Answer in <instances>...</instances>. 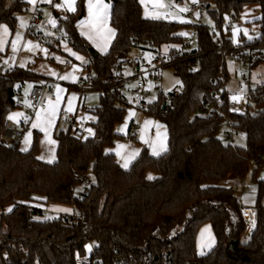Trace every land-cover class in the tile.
<instances>
[{
    "label": "trees",
    "instance_id": "obj_1",
    "mask_svg": "<svg viewBox=\"0 0 264 264\" xmlns=\"http://www.w3.org/2000/svg\"><path fill=\"white\" fill-rule=\"evenodd\" d=\"M198 1L212 18V26L146 18L140 0H112L110 24L115 37L109 50L98 54L76 26L86 11L85 0L77 1L75 12L57 18V35L50 43L59 48L63 39L82 54L97 73V82L112 77L117 53L129 56L139 40H151L159 48L170 46L168 66L179 75L181 92L168 95L165 115L161 91L146 111L167 127V150L156 156L145 146L127 169L107 149L116 137H125L116 127L129 103L100 90L99 104L93 109L96 120L91 122L94 135L82 140L72 137L68 129H55L56 160L49 163L38 159V131L27 152L2 142L5 122L14 110L12 91L23 83L19 78L41 74L15 67L0 76V208H12L0 214V264H77L76 258L87 253L90 241L99 264H119L118 255L130 260L147 254L155 261L166 254L171 264H264V179L257 178L264 154V81L251 87V102L243 112L231 111V92L226 87L229 71L224 56L214 50L210 34L213 29L224 38L225 17L240 16L246 5L256 4L260 7L258 29L250 32L264 43V0ZM27 4L0 0V25L13 29ZM184 25L196 31L197 47L192 50L185 49L186 36L178 33ZM238 40L250 39L240 34ZM178 44L179 48L172 46ZM212 104L216 109L211 114L199 112ZM226 118L237 132L245 133V145L218 136ZM255 157H261L252 176L257 183L256 226L250 238L243 239L248 219L241 201L233 187L217 182L232 173L241 174ZM78 171L94 175L82 197L73 187ZM149 175L154 178L148 179ZM38 203L74 205L84 211V217L77 223L46 218ZM206 223L211 225L215 244L200 255L197 235ZM233 240L237 242L230 249Z\"/></svg>",
    "mask_w": 264,
    "mask_h": 264
},
{
    "label": "built area",
    "instance_id": "obj_2",
    "mask_svg": "<svg viewBox=\"0 0 264 264\" xmlns=\"http://www.w3.org/2000/svg\"><path fill=\"white\" fill-rule=\"evenodd\" d=\"M188 11L181 12L175 6L167 8L160 14V17L167 20H173L175 13H180L182 16H191L197 10H203L204 4L201 2L192 3V0L186 3ZM150 13L158 14L157 8L153 6L147 7ZM224 38L219 37L217 33L210 29V34L214 38V50L220 52L225 61L227 58L231 60H237L242 69L241 73V85L244 87L245 91L240 95V99L234 101L232 98L229 101V108L231 111L243 112L251 102L250 89L256 86L258 83L253 84L251 81L253 69L260 64L264 63V43H261L258 35H253L249 42L238 40L233 38V33L236 29H242L243 23L240 20L239 15L235 13H229L224 20ZM28 32L34 35L38 40L45 42L47 37L50 35H57L56 27L47 24L43 19L41 11L36 10L31 14V19L28 24ZM188 36L185 37L184 44H187L191 38L196 36V31L193 27L188 28ZM63 37V32L60 33ZM230 44H225L228 41ZM138 48L142 50L141 56H127L123 52H119L116 55L115 60V70L114 75L110 78L102 79V82H97V73L89 67V64L85 65V75L79 79V81L74 84L83 93L88 89L97 90H107L109 97L115 99L120 97L123 102L129 103L131 106L147 111L152 102L148 98L151 95V89L148 86L149 81H152L153 86L158 88V81L161 79V71L164 67L168 66L172 59L167 53V50L159 48L151 40H139L137 41ZM175 46V45H172ZM146 50L153 51L150 59L143 57V53ZM38 59H44L46 61L53 60L51 58H45L42 53L38 54ZM65 63H62L64 67H71L72 60L70 58H65ZM260 62L259 65L256 64ZM0 76H5V73L0 72ZM20 81H30L31 85L27 91L23 90L22 87L12 91L13 106L14 110L24 115L18 118V123L13 122L7 118L5 122V129L2 137V142L7 147L11 149H18L24 140L25 133L31 127L32 116L46 108V103L44 102L45 91L50 90L52 93L50 97L55 99V94L53 93V87L60 84L62 81L55 79L50 76H31L23 75L19 78ZM260 83V82H259ZM182 89V88H181ZM178 87L174 88L170 93H164L161 89L159 91L163 92L165 95L162 97L161 110L162 114H166L169 108V98L168 95L174 94L178 95L181 92ZM158 91V92H159ZM230 91V90H229ZM260 100L257 99L253 103H258ZM31 105L29 107L28 105ZM204 104H207L204 99ZM216 106L212 104L209 108L206 106L199 109L202 115H209L212 113ZM27 117V122L25 121ZM59 121L63 125L67 126L69 134L77 139L85 140L94 135L95 130L93 128L90 134L87 130L89 127L85 126L88 123L87 119H84L82 125H77L78 116L77 111L72 113L67 110H61L59 115ZM84 123V125H83ZM226 125L231 126V130H225L223 133V139L225 141L234 143L235 135L238 133L232 126L230 120L226 118ZM138 136V126L136 123L132 122L125 135L127 140L136 139ZM262 157V156H261ZM261 157L251 158L248 162L249 165H257ZM94 178L90 173H84L78 171L75 176L74 193L82 197L87 194L88 188L92 185ZM77 183L83 186L81 191L76 190ZM71 212H60L54 216L55 219H69L72 223H77L81 218L84 217V211L79 210L76 206H70ZM247 211H245L246 213ZM246 218L248 215H245ZM92 247L89 253L80 255L76 258L77 264H99L94 256L96 252V247L93 242H89ZM152 256L147 254L143 255L141 258L136 259H123L118 255L116 260L119 264H171L170 258L164 254L161 261L152 260ZM198 264V263H189Z\"/></svg>",
    "mask_w": 264,
    "mask_h": 264
},
{
    "label": "rangeland",
    "instance_id": "obj_3",
    "mask_svg": "<svg viewBox=\"0 0 264 264\" xmlns=\"http://www.w3.org/2000/svg\"><path fill=\"white\" fill-rule=\"evenodd\" d=\"M11 1V0H9ZM150 3H163L165 5H174L178 10L180 8L185 7L186 3H188L191 0H147ZM56 2V1H54ZM53 3V1H52ZM51 3V4H52ZM51 4H44L43 3H37L36 9L40 10L42 12V17L44 20L48 21V16L45 13H50L53 18H55L54 13H60L62 16H64L65 11L62 9H57L54 7V5ZM213 7V5L211 6ZM33 5H28L27 10L30 11L27 12L26 9L20 13H18V21L16 26L13 29H10L9 26H6L9 30V35L6 37L7 43L4 45V50L0 51V71L4 68H8L10 66H19L21 63H24V68L31 67L32 69H35L36 71L40 72V74H45L47 76L53 77L55 79H58L62 81L60 84L55 85L53 87V93L55 94V99H52L50 97V94L52 91L47 90L45 91L44 95V102L46 103V108L44 110H47L49 107V101L52 102L53 105L56 106L58 109L57 115L54 120V126L51 127L50 133H51V139L56 141L55 145L48 144L47 142L42 143V141H46V137L43 132H41L38 129H33L30 127V129L25 133V135L31 131V143L29 148L31 147V144L35 137V131H38V157L43 156L44 159H40L43 161H48L51 159V157L54 155L56 160V151H57V140L54 137V131L57 129V131L60 130H66L67 126L63 125L61 121H59V115L61 110H66L68 108V100L69 97H75L71 101V107L72 111L69 112H76L78 116L77 125H82V122L84 119H87L88 123L85 124V126L89 127L93 131V127L91 126V122H94L96 120V115L93 112V109L99 104V95L100 90L97 89H88L81 93V91L75 86L79 79L83 77L86 73L85 65L88 64V61L83 57L84 61H87V63H83L81 60L76 59V56H80L79 54H76L72 47L69 46V44L61 39V42L64 41V43H67V48L71 50V53H75L76 55H71L70 52L65 50V46L62 49H58L55 47V49H51L47 44L43 41L38 40L34 35L27 33V23L31 17V14L34 12L32 10ZM169 7H163L158 8L159 11H165ZM58 13V14H59ZM196 13H199V16L196 15ZM30 14V15H29ZM66 14V13H65ZM175 15H181L180 13H175ZM260 15V7L256 4H248L244 7L242 16L248 18L250 21L249 25L255 29L257 32L258 25L256 23V19ZM185 19L188 21H191L193 23H203L207 24L209 26H212L213 20L209 16L207 10H197L194 13L191 14V16H184ZM19 18H23L24 20V26L21 27V20ZM57 20V18H56ZM58 22V21H57ZM19 32L22 35V40L17 45L18 50L13 53L12 51V42L16 39V33ZM178 33H187L188 36V26L184 25L179 28ZM28 41H31L33 45H39V48H34L32 51H28L25 45ZM176 47H180L181 44L175 45ZM197 47V41L194 38H191L189 42L187 43V46L185 47L186 50H192ZM169 47H164L163 50H169ZM41 49H46L47 54H45L44 51H41ZM53 51V52H52ZM42 53L45 58H51L53 60L46 61L44 59H38V54ZM52 54V55H51ZM153 51L146 50L143 53V57L146 59H150L152 56ZM142 50L138 47H134L130 50L129 56H141ZM59 57L60 60H63L65 58H70L72 60V66L64 67L61 62H59L56 58ZM7 61V63H5ZM73 65L76 66L77 70L73 72ZM227 69L229 71V78L226 82V87L231 92V98L233 96L237 97V100L240 99V95L245 91L244 87L241 85V65L237 60H231L227 58L226 60ZM3 68V69H2ZM56 73L53 75L52 73ZM71 73V77L69 79H60L61 76ZM73 80L75 82H73ZM179 81V83H177ZM251 81L253 84L259 83L260 81H264V63L260 64L259 66L255 67L253 69ZM21 85L18 83L17 86ZM158 88L153 86L152 81H149L148 86L151 89V95L148 96L149 99L152 101L155 100L158 97V91L161 89L164 93H170L174 88L178 87L179 89L182 88L181 79L178 74L174 71V68L172 66H166L161 71V79L158 81ZM23 89L27 91V89L30 86V83L27 81L25 83H22ZM57 87L63 89V92L57 93ZM59 97V103H57ZM41 111V110H40ZM17 110H13L11 114L17 113ZM36 114V113H35ZM35 114L32 116L31 119V125L35 120ZM133 119L132 122L136 123L138 126V136L136 139L133 140H127L126 137H116L114 139V144L112 147H109L107 150L111 152H119V157L123 158L124 155H127L129 152L134 150L136 147L140 148L139 154L142 151L143 147L149 146V143L151 140L152 144L158 145L160 142L163 143L164 140H166L167 135V127H165V124L162 123L159 119L155 118L151 114H149L146 111L139 110L133 106H129L124 114V118L120 124L117 125L116 131L120 134L126 135L128 132V126L130 124V121ZM131 122V123H132ZM84 125V123H83ZM225 130H231V126L229 125H223L218 133V136L223 139V133ZM236 130V129H235ZM149 141H148V140ZM141 140V141H140ZM24 141V140H23ZM246 142V135L244 132H238L235 135V144L239 146L245 145ZM162 143L160 145H162ZM119 145H125V148L118 147ZM159 145V147H160ZM168 146V145H167ZM25 147L24 143L22 142L19 146V149ZM167 149V148H166ZM138 154V155H139ZM118 157V156H117ZM52 161V162H53ZM253 165L247 164L244 169L242 170L241 174H235L232 173L228 176V178L225 181L217 182L218 184H224L230 187H233L235 193L237 194V197L241 200L242 206H255L256 196H257V183L253 180ZM91 176L94 178V175L90 173ZM264 176V154L262 156V160L260 163V166L257 170V178L261 179V177ZM255 188V192H252V189ZM83 189V186L80 183H77L76 190L81 191ZM249 197L248 202H245L244 197ZM39 206H41L45 211V217L51 218L54 217L56 214L60 213L61 211H55L54 208H63V209H71L68 206L57 204V203H49L47 205L43 203H38ZM11 208V206H6L5 208H0V214L5 211L7 212V209ZM65 212V211H62ZM205 228L210 229V234L208 232H204L203 236L201 235L203 230ZM212 242H215L214 240V234L212 232V228L209 225V223H206L201 227L199 230V233L197 235V252L201 254V252L205 253L207 252V249L209 245L212 244ZM90 243L87 244V253L91 251L89 250ZM92 247V245H91ZM202 255V254H201Z\"/></svg>",
    "mask_w": 264,
    "mask_h": 264
},
{
    "label": "snow or ice",
    "instance_id": "obj_4",
    "mask_svg": "<svg viewBox=\"0 0 264 264\" xmlns=\"http://www.w3.org/2000/svg\"><path fill=\"white\" fill-rule=\"evenodd\" d=\"M27 2L31 5H33L32 10L36 11V5L37 3H52V0H27ZM143 2V0H142ZM198 0H192V3H197ZM76 3L77 0H61V3L59 4H55L54 7H56L57 9H62L66 12H75L76 11ZM87 17L85 19H82L81 21L78 22V27H80L81 29H87V31H82V35H85L89 40H93L95 42L96 39L100 38L103 39L105 41L103 47H101V51L102 52H106L107 51V47L108 44L110 43L111 39L115 37V30L108 27V20H109V8L110 5L108 3H105V0H87ZM174 5H165L163 3H157L154 4L153 7L154 8H163V7H173ZM146 11H145V16L146 18H153V19H159L161 18L159 14H154V13H150L147 10V5H145ZM179 11L181 12H185L188 11L187 6L180 8ZM48 16V23H50L53 27H56L57 25V20L56 18H53L51 16L50 13H45ZM197 16H199V13H196ZM66 18V17H64ZM21 20V27L24 26V20L23 18H19ZM181 22H191V21H181ZM244 34L247 36V30L244 29ZM9 35V30L6 26L0 25V51L4 50V45L7 43L6 37ZM182 35H187V33H182ZM234 36H235V32H234ZM248 39H252L251 36H248ZM22 40V35L21 33L17 32L16 33V39L12 42V51L13 53H15L18 50L17 45L19 44V42ZM25 47L27 48L28 51H32L34 48H39V45H33L31 41H28L27 44L25 45ZM65 50L70 52L71 55H76L75 53H71V50L67 48V45H65ZM41 51H44L45 54H47V50L46 49H41ZM59 62L61 63H65L66 61L60 60L59 57L56 58ZM76 59L81 60L83 63H87V61H84L83 57L80 56H76ZM5 63H7V61H5ZM20 67H24V63H21L19 65ZM77 68L75 65H73V72L76 71ZM53 75H55L56 73H52ZM71 73H67L63 76L60 77V79H69L71 77ZM73 82H75L73 80ZM177 83H179V81H177ZM64 90L57 87V93L63 92ZM75 97H69L68 100V108L66 109L67 111H72V107H71V101L74 99ZM232 99L234 101H237V97L233 96ZM57 103H59V97L57 100ZM29 107H31V105H28ZM57 111L58 109L56 108L55 105L52 104L51 101H49V107L47 110H41L36 112L35 114V120L32 123L31 127L33 129H38L41 132L44 133L45 137H46V141H42V143L47 142L48 144L51 145H55L56 141L51 139V133H50V129L51 127L54 126V120L55 117L57 115ZM23 113H13L11 115L8 116V119L18 123V118L23 116ZM27 117H25V121L27 122ZM90 134L92 133L91 129L87 130ZM31 136H32V132L29 131L25 137H24V145L25 147L21 148V151L23 152H27L29 150V146L31 143ZM118 147L120 148H125V145H119ZM166 147L162 148L161 151H166ZM161 151H157L154 147H153V151L152 154L159 156L161 154ZM139 154V150H135L132 152V154L128 157L125 158L124 163L122 164V167H124L125 169H127L129 167V164L131 163V161L133 159H135V157ZM117 155H120L119 152H117ZM38 159H44L43 156L38 157ZM55 159V156L53 155L51 157V159L48 160L49 163H51L53 160ZM154 177H152L151 175H149L148 179H153ZM261 179H264V176L261 177ZM252 192H255V188L252 189ZM245 202H248L249 197H244ZM53 210L55 211H65V212H71V209H63V208H54ZM8 212L12 211V208H8L7 209ZM245 215H248V213L246 212ZM252 216H255V213H252ZM252 226H255V220H252ZM204 232H208L210 234V229L209 228H205L202 232V236L204 234ZM211 245H209L210 247ZM89 250L91 249V245L88 246ZM201 254H203V252H201Z\"/></svg>",
    "mask_w": 264,
    "mask_h": 264
},
{
    "label": "crops",
    "instance_id": "obj_5",
    "mask_svg": "<svg viewBox=\"0 0 264 264\" xmlns=\"http://www.w3.org/2000/svg\"><path fill=\"white\" fill-rule=\"evenodd\" d=\"M26 2H27V0H25ZM53 1V3L51 4V5H55V4H59V3H61V0H52ZM54 1H56V2H54ZM78 1V0H77ZM140 2H141V4H142V6H143V8H144V11H146V8H145V5H147V7H149V6H153L154 5V3H150V2H148L147 0H143V2H142V0H140ZM28 3V2H27ZM105 3H108L109 5H110V8H109V20H108V27H110V28H112V29H114L113 27H112V25L110 24V15H111V9H112V0H105ZM44 4H48V3H43V5ZM77 4V3H76ZM28 5H30L29 3L27 4V6ZM85 5H87V0H85ZM157 10H158V13H162L161 11H159V9L157 8ZM27 12H29L30 13V11H28V10H26ZM59 13V12H58ZM58 13H54V16L55 15H57V17L55 16V18H58L59 16H62L60 13L58 14ZM65 13H67L66 11H65ZM65 13H64V15H65ZM242 13H243V11H242ZM242 13L240 14V20H241V22L243 23V26H242V29H236L234 32H235V36H234V33H233V38L234 39H237L238 37H239V35L240 34H244V29H246L247 30V38H248V36H253V33L251 34V30L252 31H254L255 29L253 28V27H251V25H249V26H245L250 20L248 19V18H246V17H244V16H242ZM41 14H42V12H41ZM30 15V14H29ZM260 16V15H259ZM259 16H258V18H259ZM87 17V6H86V11H85V13H84V15L83 16H81L79 19H78V21H77V23H76V26H77V29H78V31H79V33L81 34L82 33V31H87V29H81L80 27H78V22L79 21H81L82 19H85ZM30 19H31V17H30ZM30 19H29V21H30ZM174 20H176V21H179V22H181V21H188L187 19H185V17L184 16H182V15H174ZM29 21H28V23H27V33H28V24H29ZM46 21V23L47 24H50V23H48V21L47 20H45ZM2 25H7V24H2ZM51 25V24H50ZM8 26V25H7ZM115 30V29H114ZM115 33H116V31H115ZM55 35V34H54ZM54 35H50L49 36V43H46L47 44V46H49L52 50L53 49H55V46H53L51 43H50V41L51 42H53L52 41V38L54 37ZM82 35V34H81ZM82 36H84L86 39H87V41L90 43V45L92 46V48L95 50V51H97L98 53H106L108 50H109V48H110V46H111V43H112V41H113V39L114 38H112L111 39V41H110V43L108 44V47H107V51L106 52H102L100 49H101V47H103V45H104V43H105V41L103 40V39H100V38H98V39H96L95 40V42L93 41V40H89L85 35H82ZM51 39V40H50ZM59 45V48L58 49H62V48H64V46L65 45H68L67 43H64V41H62L60 44H58ZM70 46V45H69ZM71 47V46H70ZM73 49V48H72ZM74 50V49H73ZM75 51V50H74ZM53 52V51H52ZM76 54H79V55H81L82 57H84L82 54H80V53H78V52H75ZM52 55V54H51ZM51 58H53V57H51ZM15 67H20V66H10V67H8V68H2L3 70H1L0 72L1 73H5L6 72V70H11V69H13V68H15ZM21 68H24V67H21ZM27 69H30L31 71H34V72H36V73H38V74H40V72H38V71H36L35 69H32L31 67H27ZM41 76H47V75H45V74H41ZM25 82H27V81H25ZM25 82H23V83H25ZM29 83H30V85H31V82L30 81H28ZM20 87H22V89H23V86H20ZM24 90V89H23ZM53 99V98H52ZM11 115V114H10ZM133 121V119L130 121V124H131V122ZM130 124H129V126H128V129H129V127H130ZM166 127V126H165ZM124 135V134H123ZM148 140V139H147ZM131 141V140H130ZM141 141V140H140ZM149 141V140H148ZM152 141V140H151ZM151 141L150 142H148L149 143V146H148V148H149V150H150V152L152 153V151H153V147L157 150V151H161V149L162 148H167V135H166V140H164L163 141V143L162 142H160L158 145H155V144H152L151 143ZM162 143V145H160ZM159 145H160V147H159ZM135 150H139L140 151V148H138V147H136L134 150L132 149V151L131 152H129L127 155H124L123 156V158L121 157H119V155H117V153H115L114 151V153H115V155H116V157H117V159H118V161L120 162V164L122 165L123 163H124V160H125V158H128L131 154H132V152L133 151H135ZM162 152H164V151H161V153ZM38 156V155H37ZM138 156V155H137ZM136 156V157H137ZM135 157V158H136ZM134 160V159H133ZM133 160L131 161V163L133 162ZM46 162H48V161H46ZM130 163V164H131ZM130 164H129V166H130ZM236 194V193H235ZM237 195V194H236ZM241 201V200H240ZM255 203V202H254ZM244 208V211H246V210H250L249 211V213H248V217H247V219H248V228H247V230H246V232H245V234H244V236H243V239H249L250 238V236H251V234L253 233V231H254V229H255V226H256V220H255V216L253 217L252 216V213H255V211H254V204L253 205H250V206H244L243 207ZM62 212V211H61ZM255 220V226L253 227L252 226V220ZM210 225V224H209ZM211 226V225H210ZM201 229V228H200ZM213 232V231H212ZM199 233V232H198ZM214 240H215V237H214ZM215 244V242H212V244H211V246L209 247L208 246V248L209 249H207V252L213 247V245ZM206 253V252H205ZM205 253H203V254H205ZM199 254V253H198ZM201 255V254H200Z\"/></svg>",
    "mask_w": 264,
    "mask_h": 264
},
{
    "label": "water",
    "instance_id": "obj_6",
    "mask_svg": "<svg viewBox=\"0 0 264 264\" xmlns=\"http://www.w3.org/2000/svg\"><path fill=\"white\" fill-rule=\"evenodd\" d=\"M177 1H181V0H177ZM56 17H57V15H55ZM94 51V54H98V52L97 51H95V50H93ZM237 242V240H233L231 243H230V249H233V245H234V243H236Z\"/></svg>",
    "mask_w": 264,
    "mask_h": 264
},
{
    "label": "bare ground",
    "instance_id": "obj_7",
    "mask_svg": "<svg viewBox=\"0 0 264 264\" xmlns=\"http://www.w3.org/2000/svg\"><path fill=\"white\" fill-rule=\"evenodd\" d=\"M246 211H247V213H249L250 210H246Z\"/></svg>",
    "mask_w": 264,
    "mask_h": 264
}]
</instances>
